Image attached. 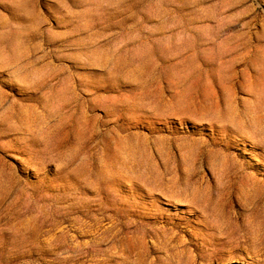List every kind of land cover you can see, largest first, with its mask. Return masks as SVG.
Segmentation results:
<instances>
[{
    "label": "rangeland",
    "instance_id": "obj_1",
    "mask_svg": "<svg viewBox=\"0 0 264 264\" xmlns=\"http://www.w3.org/2000/svg\"><path fill=\"white\" fill-rule=\"evenodd\" d=\"M0 264H264V0H0Z\"/></svg>",
    "mask_w": 264,
    "mask_h": 264
},
{
    "label": "bare ground",
    "instance_id": "obj_2",
    "mask_svg": "<svg viewBox=\"0 0 264 264\" xmlns=\"http://www.w3.org/2000/svg\"><path fill=\"white\" fill-rule=\"evenodd\" d=\"M21 67V66H20ZM55 77H57V76H55ZM54 77V78H55ZM27 78V77H26ZM21 79V78H20ZM29 79V78H28ZM26 80V79H25ZM48 80V79H47ZM27 81V80H26ZM42 81V80H41ZM23 82V81H22ZM47 83H49V82H47ZM38 84V83H37ZM45 83H43V84H39L38 86H30V87H28L29 89L31 88V89H34V91H32V93L31 94H33V95H35V96H37L39 93H41V89H42V85H44ZM34 85V84H33ZM240 85V84H239ZM26 86V85H25ZM26 88V87H25ZM67 89H69L68 87H66ZM67 96H66V101H70V100H73L74 98H75V96L73 95L71 98H70V96H69V94L70 93H76L75 92V89H69V90H66V91H63ZM52 94V93H51ZM48 97H49V95H48ZM47 98V97H46ZM63 100H65V97L64 98H62ZM65 101V102H66ZM75 101V100H74ZM73 102V101H72ZM70 103V102H69ZM77 103V102H76ZM71 107V106H70ZM77 108V107H76ZM79 108V107H78ZM68 109V108H67ZM71 109V108H70ZM65 114V113H64ZM53 116V115H52ZM61 117V116H60ZM68 121V120H67ZM90 131H92V133H93V129H91ZM174 237V236H173ZM223 238V237H222ZM233 239V238H232ZM229 241V240H228ZM219 243V242H218ZM229 243H230V241H229ZM227 244V243H226ZM218 248V247H217ZM222 252V251H221ZM214 254V253H213ZM193 255V254H192ZM213 256V255H212ZM195 257V256H194ZM192 258V257H191ZM180 259V258H179ZM189 259V258H188ZM187 259V260H188ZM196 260H197V258H196ZM183 261V260H182ZM185 261V260H184ZM193 262V261H192Z\"/></svg>",
    "mask_w": 264,
    "mask_h": 264
}]
</instances>
